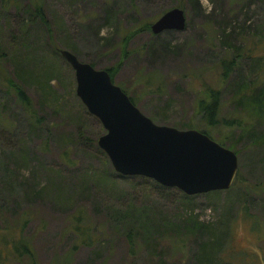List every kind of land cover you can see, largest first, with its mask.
Segmentation results:
<instances>
[{
    "label": "rangeland",
    "instance_id": "1",
    "mask_svg": "<svg viewBox=\"0 0 264 264\" xmlns=\"http://www.w3.org/2000/svg\"><path fill=\"white\" fill-rule=\"evenodd\" d=\"M13 1L4 8L0 2V120L8 125V136L27 139L26 161L30 166L37 162L35 159L41 161L40 167L39 163L35 166L41 184L48 169L58 171L53 174L57 176L54 182L61 183L64 190L68 185L72 190L82 172L90 182L86 191L74 196L70 203L43 199L28 206L34 219L28 223L26 233L32 241L36 263L156 264L153 242L143 244L140 233L132 249L128 247L125 218H139L138 208L147 209L151 218L153 213L160 221L179 218L183 205L178 188L160 187L153 178L149 185L141 183L139 177L126 175L129 179H121L112 169L109 158L96 143L104 128L79 100L74 90V71L55 49L65 47L97 68L115 67L114 83L124 88L137 107L157 123L178 128L182 123H192L194 128L204 129L197 101L207 86L221 89V116L228 118L235 112H245L234 106L239 98H233L230 84L221 83L216 67L220 59L231 55L227 42L244 46L243 53L251 49L254 59H264V0H200L202 11L189 0ZM179 1L187 5L186 29L154 33L145 27ZM34 3L41 5L49 33L33 18ZM30 19L35 25L28 31L21 28L22 22L28 28ZM221 23L232 32V38L224 43L219 37ZM19 32H27L24 41L15 37ZM14 42L21 48L19 58L27 54L25 64L29 69L38 67L39 61L34 59L45 57L58 69L61 79L53 81L51 91L55 93L49 94V101L42 100V93L33 82L25 84L34 107L43 116L41 127L31 135H26V125H31L29 115L4 80V76L13 78L16 73L17 59L10 58ZM238 72L244 76L257 73L259 85H264V61L256 66L245 58ZM251 117H257V113H251ZM260 126L262 134L264 123ZM248 129L250 126L244 129L234 125L210 129L214 138H221L238 150L237 178L229 191L224 189L213 197L215 201L205 193H197L187 207L205 221L218 220L228 209L234 219L223 255L235 264H264V138H248ZM105 172L117 177V185L111 190L105 182L99 183V175ZM245 193L253 197L251 201L239 199ZM81 206L82 222L96 242L73 247L79 239L70 227V213ZM142 223L147 224L143 231H153L148 221ZM185 246L168 247V258L188 264L194 245L188 241ZM2 264L19 263L5 259Z\"/></svg>",
    "mask_w": 264,
    "mask_h": 264
},
{
    "label": "trees",
    "instance_id": "2",
    "mask_svg": "<svg viewBox=\"0 0 264 264\" xmlns=\"http://www.w3.org/2000/svg\"><path fill=\"white\" fill-rule=\"evenodd\" d=\"M189 1L192 6L198 9L200 0ZM0 2L3 8L15 3L13 0H0ZM176 6L184 8L187 5L179 1ZM199 7V11H202V6L200 5ZM31 12H33V18L36 19L38 23H41L49 33V22H47L41 5L39 3H34ZM28 22L30 23L28 28L24 26L23 22L21 23V28L28 31L32 24L35 25L33 19H30ZM223 25H225V23H221L219 30V37L223 38L222 43L227 42L228 38H232V32H228ZM145 27L150 29V24L146 23ZM1 34L2 27L0 28V42L3 38ZM26 34L27 32L23 34L19 32L15 37L17 40L21 37L22 41H24L27 37ZM131 34H133V32ZM227 44L230 45L227 49L231 55L228 58L225 57V59H220L218 67L216 68L218 72H220L221 83L230 84L233 98H239L237 102H233L234 106L243 108L245 112L244 114L240 111L233 112L234 116L228 118L221 116V89L215 86H207L203 90V96L197 101V108L202 117V128H204L199 130L206 132L214 140L219 141L226 147H230L239 154L238 150L232 144L227 145L226 141L223 139L218 137L214 138L210 133V129L231 125L240 126L245 129L250 126L247 133L248 138L255 139L256 141L264 138V133L261 134L259 132L261 128L260 125L262 122L264 123V85H259V76L257 73L255 75L244 76L240 75L238 72L243 59L250 58L256 63V66L262 63L264 59L262 57L254 59L251 49L243 53L245 49H243L244 46L240 44L231 45L229 42H227ZM16 45V42L12 44L13 49L10 54V58L15 56L17 59L14 69L16 73L13 78L4 76V80L8 82L17 101L19 104L23 105L27 115H29L31 125H26V135H31L32 131H36L41 127L39 124L42 122L43 116L38 114L40 110L34 107L26 92L25 84L33 82L35 86L40 89L42 100L49 101V94L55 93V91H51L53 81H55V79L61 81V79L58 69L55 68L53 63L46 60L45 57L34 59L35 62H37V60L39 61V65L36 69L31 67L29 69L25 64L27 61V54L23 53L19 58L21 48L18 46L16 47ZM55 52L58 53L57 48ZM105 69L108 70L110 77H112L115 67L110 66L105 67ZM129 98L135 103L131 96H129ZM253 112L257 113V117H251V113ZM0 122L2 123V126L0 125V264H2L5 259L12 262L16 261L19 264H37L32 241H30L26 233L28 223L34 219V214L28 206L35 205L37 200L42 201L43 199H53L55 202L59 200L62 204L70 203L74 196L81 195V192L86 191L90 186V182L88 181L87 175L82 174L85 172H82L78 177L79 182L75 183L73 189L70 190L72 186L68 185L67 190H64L61 188V183L54 182L57 176L53 174H55L56 171L48 169L45 182L41 184L39 180L42 178L39 179L35 174L36 163H39L38 166L40 167L41 161L35 159L37 162H35L33 166H30L31 164L29 165L28 161H26L28 149L25 148V142L27 139L24 136L21 137L22 139L12 137L10 134L8 136L6 130L9 129V127L7 128L8 125L2 120H0ZM193 126L192 123H182L180 128H193ZM99 176V183L103 184L105 182L108 189L111 190L117 185V177L114 178L109 172H105ZM125 177L126 176L121 175V179H129V176ZM132 177H139L141 179L140 182L143 184L149 185L151 182L150 178L145 176L134 175ZM130 183L136 182L131 181ZM161 186L164 187L163 184H161L160 187ZM231 188L232 187L227 189V191ZM175 189L177 188L175 187ZM222 190L223 189L207 191L205 195L210 197V199L212 197L211 200L215 201L213 197L218 196L219 192ZM69 191L70 193H68ZM178 192L183 206L180 209L179 218L173 221L166 218L163 221L157 220L153 213L151 218L150 214L146 212L147 209L141 208L137 209L138 214L140 213L139 218H136L134 215L125 218L124 225L127 228L125 237L127 238L128 247L131 248L133 241L140 233L139 239L143 244L153 242L156 264H178V262H173L168 258L169 248L171 245L176 246L178 249L185 248L188 241L194 245V249L191 250V258L188 264H235L234 261L227 259L225 255H223V251L227 245L226 242L231 233L232 220L234 219L228 209H226L227 211L220 216L218 220H202L198 212L196 213L192 207H187L189 204H192L193 198L196 195L184 193L179 189ZM247 192L248 190H246V193ZM246 193L244 196L243 194L239 195V199H243L244 197L246 201H251L250 199L253 197L250 195L247 196ZM24 204L27 207H21ZM82 209L83 207L81 206L74 209L75 212L72 214L70 213V227L76 231L79 239L78 242L73 244V247L78 244L93 245L96 242V239L93 238L89 232V227H87L85 222H82ZM138 220L139 222H136ZM145 221H148L153 227L152 232L149 230L146 232L143 231L147 226V224L142 223ZM255 226L253 224V227ZM148 232H150L149 235Z\"/></svg>",
    "mask_w": 264,
    "mask_h": 264
},
{
    "label": "water",
    "instance_id": "3",
    "mask_svg": "<svg viewBox=\"0 0 264 264\" xmlns=\"http://www.w3.org/2000/svg\"><path fill=\"white\" fill-rule=\"evenodd\" d=\"M185 9H167L151 25L154 33L186 29ZM58 53L72 67L75 93L102 124L96 139L120 175H141L196 195L229 189L237 177L238 154L197 128L157 123L114 83L105 68L82 61L63 47Z\"/></svg>",
    "mask_w": 264,
    "mask_h": 264
}]
</instances>
